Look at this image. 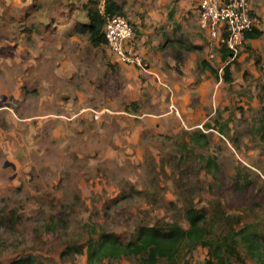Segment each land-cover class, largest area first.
I'll return each mask as SVG.
<instances>
[{"label":"rangeland","instance_id":"obj_1","mask_svg":"<svg viewBox=\"0 0 264 264\" xmlns=\"http://www.w3.org/2000/svg\"><path fill=\"white\" fill-rule=\"evenodd\" d=\"M117 1L137 51L145 35L142 45L152 37L167 42L155 65L166 79L134 67V82L117 79L118 109L126 113L118 132L124 140L128 130L132 144L95 163L101 156H88L82 138L64 145L49 133L56 125L50 120L67 121L77 107L67 73L110 81L120 70L106 44L68 39L77 34L75 22L86 21L88 0H0V264L26 255L87 264L89 237L109 231L126 241L139 226L187 228L190 206L206 211L217 234L252 225L264 238V0H249L261 35L229 60L231 81L222 71L228 58L198 27L199 0ZM106 84V94H115ZM220 213L231 219L217 224ZM73 245L82 253L61 255ZM238 250L240 264H257ZM207 257L208 249L197 247L178 264Z\"/></svg>","mask_w":264,"mask_h":264},{"label":"trees","instance_id":"obj_2","mask_svg":"<svg viewBox=\"0 0 264 264\" xmlns=\"http://www.w3.org/2000/svg\"><path fill=\"white\" fill-rule=\"evenodd\" d=\"M82 8L86 21L75 22V32L86 35L94 47L106 44L103 32L106 19L115 15L124 16L123 5L117 0H88ZM260 35L259 29H253L246 35V40L252 41ZM187 49L195 47L188 46ZM227 55L225 50L221 51L223 60ZM230 63L222 69L225 81H231ZM216 219L217 224H221L222 220L231 218L220 213ZM185 220L187 228L176 222L139 226L126 241L115 232L101 231L96 238L89 237L84 245L87 264H112L123 258L133 260L135 264H178L182 253H190L197 247L208 249V257L203 264L243 263L238 248H242L257 264H264V238L252 225L217 234L215 224L206 211L193 206L186 208ZM82 251V247L73 245L68 246L61 255ZM11 264L46 263L26 255L16 258Z\"/></svg>","mask_w":264,"mask_h":264},{"label":"crops","instance_id":"obj_3","mask_svg":"<svg viewBox=\"0 0 264 264\" xmlns=\"http://www.w3.org/2000/svg\"><path fill=\"white\" fill-rule=\"evenodd\" d=\"M119 3L121 4V2ZM79 35L80 34L71 35L72 37H68V39L70 42H74L75 40L80 39V37H78ZM146 38L147 35L140 39V53L146 60L150 61L152 66H149L150 69L158 73L162 80H165V75L161 74L162 71L155 65L157 64V60L164 59L165 52L167 50V42L166 44L162 43L160 45L159 40L152 37L153 41L151 44L142 45L143 42L146 41ZM93 56L94 54H92V57ZM101 65H103L102 62ZM87 66H89V64L85 63V67ZM170 66L174 68V63L171 62ZM73 67L77 68L75 65H73ZM119 68L120 70L115 76L112 74L110 75L112 77L110 81L105 79L104 74H99V76L96 75L93 77H85V75L82 76L78 73L77 78L73 73H67V78H65L67 80L65 84L68 86V89L72 90V93H75V95L72 94L73 97H78L76 101V110L71 112L70 116H64L67 121L57 120L55 118L54 120H50V122L53 121L56 124L49 131L52 136H60L59 139L62 138L61 142H63L64 145H66L68 141H76L77 138H82V143L86 148L88 156L94 158L97 153L101 156V159H93L95 163H100L107 157H113L119 152L121 146H131L132 144V136L128 130H125L124 132V140L120 139V134L118 132V122H120L121 118L120 115L125 112L118 109L119 95L117 91L120 88V84L117 79L121 76L123 79L133 80L132 82H134L137 71H134L132 66L122 63L119 64ZM162 76H164V78ZM113 80L115 81L111 82ZM106 83H108L109 86L113 85L112 90L115 91V94H112L111 96L106 94ZM169 87L173 90V92H175L174 87L178 88V85L174 84L173 87ZM73 99L74 98H71L69 100L67 107H72V103L75 102ZM67 111L68 110H66V113ZM91 111H95L99 114L98 120L94 121L92 119V115L90 113ZM68 146L69 144L67 147ZM69 149L71 150L72 147L69 146Z\"/></svg>","mask_w":264,"mask_h":264},{"label":"built area","instance_id":"obj_4","mask_svg":"<svg viewBox=\"0 0 264 264\" xmlns=\"http://www.w3.org/2000/svg\"><path fill=\"white\" fill-rule=\"evenodd\" d=\"M199 29L229 60L236 58L245 44L246 35L259 29L260 20L249 0H199L196 6ZM106 46L116 61L151 73L145 57L134 48L131 23L120 15L106 19L103 28ZM171 110H178L172 105Z\"/></svg>","mask_w":264,"mask_h":264},{"label":"water","instance_id":"obj_5","mask_svg":"<svg viewBox=\"0 0 264 264\" xmlns=\"http://www.w3.org/2000/svg\"><path fill=\"white\" fill-rule=\"evenodd\" d=\"M2 99L4 100L5 99V96H2Z\"/></svg>","mask_w":264,"mask_h":264}]
</instances>
